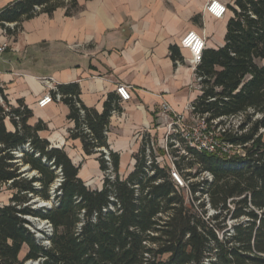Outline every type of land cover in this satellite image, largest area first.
I'll use <instances>...</instances> for the list:
<instances>
[{"label": "trees", "instance_id": "trees-1", "mask_svg": "<svg viewBox=\"0 0 264 264\" xmlns=\"http://www.w3.org/2000/svg\"><path fill=\"white\" fill-rule=\"evenodd\" d=\"M65 3L66 16L78 10L76 0H16L0 11V28L15 36L24 21L51 16ZM227 9L224 46L202 52L194 71L200 95L191 105L208 122L245 114L237 131L221 137L244 156L187 148L190 158L175 163L188 182L187 196L167 170L153 166L151 176L145 172L144 144L134 171L120 177L119 155L106 137L110 117L120 111L115 94L98 113L80 101L76 83L50 92L68 107V138L79 140L86 156H98L103 180L96 190L78 177L79 167L64 150L39 136L46 125H29L32 112L21 100L10 105L0 87V188L11 192L0 207V264H264V0H233ZM169 51L180 63L178 47ZM203 171L211 183L198 180ZM34 200L50 207L36 208ZM28 219L50 225L47 246L30 231Z\"/></svg>", "mask_w": 264, "mask_h": 264}, {"label": "crops", "instance_id": "crops-1", "mask_svg": "<svg viewBox=\"0 0 264 264\" xmlns=\"http://www.w3.org/2000/svg\"><path fill=\"white\" fill-rule=\"evenodd\" d=\"M14 1L0 0V11ZM209 1L76 0L78 10L71 16L65 15V3L51 16L39 14L24 21L15 36L0 28V45L6 46L0 55V87L10 105L21 100L32 112L29 125L38 121L46 125L39 136L64 150L79 167L84 184L100 190L101 180L93 186L89 182L102 173L98 156H86L81 142L68 138L73 127L67 120L68 107L55 101L37 106L50 92L45 80L53 79L54 85L78 84L80 101L98 113L107 96L115 94L116 84L130 88V100L119 102L120 111L110 117L106 133L109 150L119 155V175L126 178L134 171L140 151L139 133L149 129L148 135L161 137L162 132L154 130L161 122V104L182 113L200 95L196 66L189 51L181 48V39L194 32L205 37V50L224 46L231 14L227 9L222 19L212 18L205 11ZM220 1L226 7L233 3ZM171 46L178 47L180 63L170 58ZM10 197L6 186L0 188V207Z\"/></svg>", "mask_w": 264, "mask_h": 264}, {"label": "built area", "instance_id": "built-area-1", "mask_svg": "<svg viewBox=\"0 0 264 264\" xmlns=\"http://www.w3.org/2000/svg\"><path fill=\"white\" fill-rule=\"evenodd\" d=\"M205 11L212 18L220 20L226 15L227 7L220 0H210ZM205 44V37L194 32L187 33L180 41L181 48L189 51L191 56L190 62L194 66H197L200 62L202 52L206 47ZM5 49V45H0V55L4 53ZM45 83L50 92L56 90L57 85H54L53 79L49 78L45 80ZM129 89L124 84H116L114 91L119 102L125 103L130 100ZM50 92L38 100L37 106L39 108H44L54 101L60 102L61 96L56 95L53 98ZM159 117L161 122L156 123L154 130L162 132L160 138L155 139L148 135L149 129L142 130L139 133L141 145L144 144L145 172H148L151 176L153 174V166L167 170L177 190L184 189L186 193L188 192V182L184 180L179 173L181 171L177 170L175 166L179 157L190 158L187 148L199 153L216 154L221 157L244 156L241 147L230 145L224 142L221 137L226 131H237L245 119V114L224 117L208 122L205 115L202 116L194 112V107L191 104L186 106L182 113H177L167 103H163L160 106ZM260 133L264 135V130H260ZM102 152L104 160L110 166L108 152L104 149ZM107 172L112 171L109 169ZM182 172H194V170H184ZM200 176L201 180L208 183L212 182V176L208 172L203 171ZM111 178L113 177L111 176ZM60 181L58 179L54 187H57ZM205 202L207 209H210L207 197H205ZM43 207H50V204H46ZM212 214H214V211L210 209L208 215ZM43 223L50 234L52 231L50 225L46 221ZM46 243L48 245V242Z\"/></svg>", "mask_w": 264, "mask_h": 264}, {"label": "rangeland", "instance_id": "rangeland-1", "mask_svg": "<svg viewBox=\"0 0 264 264\" xmlns=\"http://www.w3.org/2000/svg\"><path fill=\"white\" fill-rule=\"evenodd\" d=\"M263 141H264V135H263ZM193 170H195V169H193ZM192 173H194V172H192ZM100 180H101V181L103 180V173H99V176H98V177H96V176L92 177V178L89 180V182H90V183L92 182V185H91V186H93V184H96V183L98 184ZM198 180H201V176H199ZM192 181H196V180L193 179ZM55 184H56V183H55ZM55 184H54V185H55ZM180 192H181L183 195L187 196V193H186V191H185L184 189H183V190L180 189ZM38 203H47V202L39 201ZM48 204H49V203H48ZM196 205H197V203H196ZM35 207L38 208V207L36 206V204H35ZM209 212H210V209H208V214H209ZM28 220L31 222V225L29 226L30 231H31L32 233H34V236H35L40 242H42V244H43L44 246H47V243H46V242H48V241H46V236L49 235V231H48V229L46 228V226L44 225L43 221H41V220H37V219H28ZM228 223H230V222H228ZM38 229H40V231H39ZM25 253H26V247H24V248L22 249V251H21V253H20V259H23V257L25 256Z\"/></svg>", "mask_w": 264, "mask_h": 264}, {"label": "water", "instance_id": "water-1", "mask_svg": "<svg viewBox=\"0 0 264 264\" xmlns=\"http://www.w3.org/2000/svg\"><path fill=\"white\" fill-rule=\"evenodd\" d=\"M25 170H26V168L23 169V171H25ZM32 175H33V174H31L30 176H32ZM54 188H56V187H54ZM33 202L36 203L37 200H34ZM36 206H37L38 208H40V207H43L44 205H43L42 203H36ZM43 222H45V221H43ZM38 230L40 231V229H38ZM26 264H36V263L27 262Z\"/></svg>", "mask_w": 264, "mask_h": 264}, {"label": "bare ground", "instance_id": "bare-ground-1", "mask_svg": "<svg viewBox=\"0 0 264 264\" xmlns=\"http://www.w3.org/2000/svg\"><path fill=\"white\" fill-rule=\"evenodd\" d=\"M43 205H46L47 203H42Z\"/></svg>", "mask_w": 264, "mask_h": 264}]
</instances>
